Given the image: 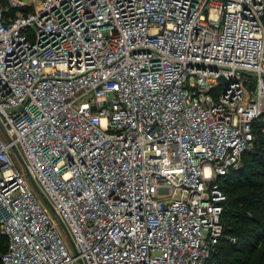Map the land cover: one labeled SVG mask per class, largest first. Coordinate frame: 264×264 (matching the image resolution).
<instances>
[{
	"label": "built area",
	"instance_id": "obj_1",
	"mask_svg": "<svg viewBox=\"0 0 264 264\" xmlns=\"http://www.w3.org/2000/svg\"><path fill=\"white\" fill-rule=\"evenodd\" d=\"M263 18L264 0H0V264H207L235 243L220 180L264 114Z\"/></svg>",
	"mask_w": 264,
	"mask_h": 264
},
{
	"label": "trees",
	"instance_id": "obj_2",
	"mask_svg": "<svg viewBox=\"0 0 264 264\" xmlns=\"http://www.w3.org/2000/svg\"><path fill=\"white\" fill-rule=\"evenodd\" d=\"M255 136V149L249 153L245 152L250 157L244 159L239 169H232L227 177L220 180L224 191L225 183L231 184L236 178L244 179L247 176L252 178L242 184L244 189L242 192H238L224 203L222 213L224 231L226 235L235 237L236 241L231 243L223 238L207 264H216L220 257L223 264H232V261L236 264L243 263L244 260L264 264V133L258 130L255 131ZM7 245V237L0 233V263Z\"/></svg>",
	"mask_w": 264,
	"mask_h": 264
},
{
	"label": "rangeland",
	"instance_id": "obj_3",
	"mask_svg": "<svg viewBox=\"0 0 264 264\" xmlns=\"http://www.w3.org/2000/svg\"><path fill=\"white\" fill-rule=\"evenodd\" d=\"M254 126H255L254 127L255 131L261 130L264 133V114L261 115V117L255 122ZM255 147H256V145H255V142H254L252 147L249 150H247L248 153L253 151L255 149ZM243 154H244L245 157L243 158V155H242L241 160H240L239 164L236 166L235 169H239V167H241V165L243 164L244 159L247 158V157L248 158L250 157L249 154H246V153H243ZM12 157H13L14 161L16 162V164L18 166H20L19 159L14 154L12 155ZM250 179H252V178L247 176L244 179H237L236 178V179H234V181L231 184L225 183L224 184V191H225V194L227 196V201L231 200L233 198V196L236 195L238 192H242L244 190L243 189V185ZM234 226L238 227L237 225H234ZM67 241L69 242L68 239H67ZM263 248H261V250ZM254 262H255L254 260L251 261V262L244 260L243 263L240 262V263H237V264H254ZM215 263L216 264H223V263H221V257L218 258ZM232 264H236V263L234 261H232Z\"/></svg>",
	"mask_w": 264,
	"mask_h": 264
},
{
	"label": "water",
	"instance_id": "obj_4",
	"mask_svg": "<svg viewBox=\"0 0 264 264\" xmlns=\"http://www.w3.org/2000/svg\"><path fill=\"white\" fill-rule=\"evenodd\" d=\"M33 184L35 185L34 181H33ZM36 187V186H35ZM45 202L50 206L49 202L47 199H45Z\"/></svg>",
	"mask_w": 264,
	"mask_h": 264
}]
</instances>
